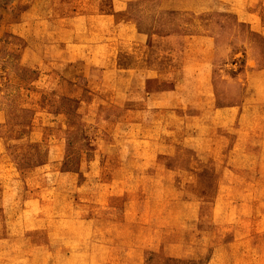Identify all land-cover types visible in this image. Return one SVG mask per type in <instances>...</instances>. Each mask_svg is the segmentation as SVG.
Returning a JSON list of instances; mask_svg holds the SVG:
<instances>
[{"label": "rangeland", "instance_id": "rangeland-1", "mask_svg": "<svg viewBox=\"0 0 264 264\" xmlns=\"http://www.w3.org/2000/svg\"><path fill=\"white\" fill-rule=\"evenodd\" d=\"M0 264H264V0H0Z\"/></svg>", "mask_w": 264, "mask_h": 264}, {"label": "crops", "instance_id": "crops-1", "mask_svg": "<svg viewBox=\"0 0 264 264\" xmlns=\"http://www.w3.org/2000/svg\"><path fill=\"white\" fill-rule=\"evenodd\" d=\"M126 30H123L119 33V38H123V39H118V52L121 53L122 51L124 52L125 51V46H127L128 44V47L129 49H137V46H142V47H148V44L149 42L151 43L153 41V39H155L153 36L149 38H146L144 36V34L142 32H140V30H138L135 26L131 27V26H128L127 28H125ZM154 35V34H153ZM159 36V35H157ZM160 37H163V35H161ZM169 38V35L166 36ZM126 39H128L129 41L126 42ZM113 42V39L111 40ZM111 42V43H112ZM116 42V41H115ZM113 42L111 44V47L114 45ZM102 46L101 47H104L105 49H109V42H106V43H103L101 44ZM94 46H99V44L97 43L96 45H93L92 44V47ZM192 48H189L188 50H191ZM184 55L186 58H183L181 60H197V58H187L188 57H191V53H188L187 51V46L185 45L184 46ZM132 52V51H130ZM91 56V55H90ZM89 56V57H90ZM198 60H201V59H198ZM181 64L183 63L182 61L180 62ZM130 65H128V70L130 71L131 75L129 76V79H132V77H136V67L133 66V63L132 62H129ZM154 64L157 65L156 62H151V61H148V59L146 58V61H145V64H144V68H143V72L141 73H144V79L145 80H148V79H153L154 77H160L162 76V74L164 73V71L166 70H171V69H166V68H162V67H159L157 69V71L153 72L154 71ZM138 65V64H137ZM178 66H180L178 64ZM125 70V69H124ZM175 70V68L173 69ZM138 73V72H137ZM135 74V75H134ZM201 77H198V79H200Z\"/></svg>", "mask_w": 264, "mask_h": 264}]
</instances>
